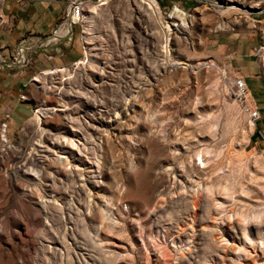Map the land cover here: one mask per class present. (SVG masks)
<instances>
[{
	"label": "rangeland",
	"instance_id": "obj_1",
	"mask_svg": "<svg viewBox=\"0 0 264 264\" xmlns=\"http://www.w3.org/2000/svg\"><path fill=\"white\" fill-rule=\"evenodd\" d=\"M88 2L31 56L9 118L0 92V264H264V146L228 95L264 0H162L187 22L168 56L141 0Z\"/></svg>",
	"mask_w": 264,
	"mask_h": 264
},
{
	"label": "crops",
	"instance_id": "obj_2",
	"mask_svg": "<svg viewBox=\"0 0 264 264\" xmlns=\"http://www.w3.org/2000/svg\"><path fill=\"white\" fill-rule=\"evenodd\" d=\"M6 1L0 0V69L6 71V69L23 68L20 73L10 74L6 73L7 71H3V75L9 77L10 81H0V92L7 95L9 113L6 114L9 118V114L13 109V107H10V103L13 99L17 100L22 93V86L27 82L25 77L30 67L28 63L18 66L8 63L9 55L20 40L30 38L31 41H34L51 34L56 24L62 18L68 0ZM153 1L158 8L163 3L162 0ZM60 39L52 43L51 49H46V51L53 49L60 50V47L65 46L66 42L63 44ZM57 42L59 45L54 46ZM24 44L26 47H30L28 42H24ZM71 45L72 40L69 42V47L65 51L63 50V57ZM236 53H238L237 49L233 48L232 55L228 61L229 65L236 70L237 74L244 77L251 102L259 111V119L254 123L255 132H250L247 143H249L252 149H259L264 146V68H262L256 58L254 60L244 57L240 52V54ZM252 56H254L253 53ZM3 84H7V87L3 88ZM251 84H255L257 87L255 93L251 89ZM4 110V108L0 107V112Z\"/></svg>",
	"mask_w": 264,
	"mask_h": 264
},
{
	"label": "built area",
	"instance_id": "obj_3",
	"mask_svg": "<svg viewBox=\"0 0 264 264\" xmlns=\"http://www.w3.org/2000/svg\"><path fill=\"white\" fill-rule=\"evenodd\" d=\"M89 0H68L66 2L64 12L60 21L56 24V27L51 34L45 37H40L38 40L31 41L30 38L20 40L13 48L8 63L12 65H22L23 63H29L32 59L31 56L36 54V50L41 48V54L50 60L52 55L46 51L45 47L50 43L58 41L60 38L65 37L73 31L75 25H81L84 21V12L88 8ZM63 34H56L59 29H64ZM24 42H28L30 47H26ZM253 55L264 68L263 56H264V28L259 32V44L255 47ZM229 77L228 81V95L232 97L233 101L239 106L240 111L244 115L246 121L254 125L255 121L259 119V111L256 106L251 102L247 86L244 81V77L237 74ZM228 79V78H227ZM19 99H24L23 95L19 96ZM7 117V114H5ZM1 126H6L2 123Z\"/></svg>",
	"mask_w": 264,
	"mask_h": 264
},
{
	"label": "bare ground",
	"instance_id": "obj_4",
	"mask_svg": "<svg viewBox=\"0 0 264 264\" xmlns=\"http://www.w3.org/2000/svg\"><path fill=\"white\" fill-rule=\"evenodd\" d=\"M108 0H100L99 3H97L96 5H94L92 7V13H96L97 12V8L99 5H103L107 2ZM141 2L143 4H145L151 11L152 13L155 15V17L157 18V21L159 22V25H160V28H161V31L163 32V39H164V42H165V45H163V52L165 53V56L167 54H169V40H170V34H171V26H175L176 30H178V27L181 26L182 28L186 26L187 22L185 21V17H186V13L182 10L179 9V7L175 6L174 8H172L170 14H169V19H176L177 20V23L176 22H171V25L167 24V23H164L162 20H161V15H160V10L158 8V6L156 5V3L153 1V0H141ZM89 5V4H88ZM88 9V8H87ZM153 16V15H152ZM154 17V18H155ZM186 28V27H185ZM66 30V28H65ZM179 31V30H178ZM61 32V30H60ZM59 32V34H60ZM168 56V55H167ZM263 63H264V56H263ZM79 63H76V65H78ZM177 64V63H176ZM180 64V63H178ZM58 71V70H57ZM61 70H59L60 72ZM62 72V71H61ZM230 80V79H229ZM34 81H37V78H34ZM41 112V113H40ZM43 113V110L42 109H39L37 111H35V115L37 117H40L41 114ZM249 124L253 125L252 123L249 122ZM5 132H6V126L4 127L3 126V129H2V137L5 139ZM67 143L71 146H78V142L75 140V139H71V140H68ZM60 159H64V160H67L68 161V158L67 157H60ZM69 166V163L66 164V169L71 171V168H68ZM37 175V174H36Z\"/></svg>",
	"mask_w": 264,
	"mask_h": 264
}]
</instances>
